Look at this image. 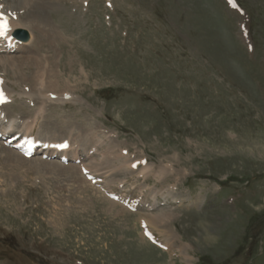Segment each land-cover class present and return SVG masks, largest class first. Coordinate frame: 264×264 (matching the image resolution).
Here are the masks:
<instances>
[{"label":"rangeland","instance_id":"1","mask_svg":"<svg viewBox=\"0 0 264 264\" xmlns=\"http://www.w3.org/2000/svg\"><path fill=\"white\" fill-rule=\"evenodd\" d=\"M55 4L53 46L0 39L54 86L34 103L36 68L0 67V110L72 143L0 139V264H264V0Z\"/></svg>","mask_w":264,"mask_h":264},{"label":"bare ground","instance_id":"2","mask_svg":"<svg viewBox=\"0 0 264 264\" xmlns=\"http://www.w3.org/2000/svg\"><path fill=\"white\" fill-rule=\"evenodd\" d=\"M55 1H56L55 3H58V2L63 1V0H55ZM35 3H36L35 0H10L9 2H8V0H6L4 7H0V13H2L4 15V17L7 19L8 27H9V30L6 32V34L4 36H0V38H2L5 41V43H7L5 46H3L4 48L15 46V44H16V43L14 44L15 38L11 37V36H12V33L14 31L19 30V29H24L28 34L27 35L28 38L26 40H24L23 42H21V45H23V46L31 47V45H33L34 43L35 44L37 43V40H39V38H40V40L42 39V40L49 42V44H50L49 46H53L52 43L54 44V42H56L55 37L57 36L56 35L57 30H55L54 27H52L49 23H47L46 22L47 20L44 17H42V15H41V17L38 18V17H35V14H34L38 10H41V12H43V13H45L46 10L56 11V9H55L57 7L56 4L55 3L51 4V8H50L45 0H42L41 3L38 5V7L35 6V5H37V3L36 4ZM21 13H23V14H21ZM30 14H32V16ZM3 40H1V41H3ZM26 50H24V51H26ZM28 50H30V49H28ZM22 66H24V67L28 66L29 68H33V69L36 68V71H37V73H35L36 74V78H35L36 83H38L39 87H41L37 90L36 93L34 92L31 94H26V96L29 98L30 101H33L32 100L33 98H34V100L39 99L38 97H41V95L43 96V95H46V93H49L48 90L51 89V87L54 88V86H49V87H47V85L45 86V83H44L45 79L44 78L49 75L50 71L46 70L45 66L42 65L36 57H32V58L29 57L27 63L26 62L22 63V62L16 61V59H14V58H9L7 56L5 57V56L0 55V67H3V68L6 67V68L14 69L15 71H18ZM16 74H17V72H16ZM0 94H2L4 102H5V100H9L13 96V94H11L12 96L10 95V91L6 90L1 83H0ZM23 96H25V95H23ZM51 98L53 99L54 97H51ZM68 100H70V99H64L63 102H66ZM61 104H63V103H61ZM29 121H26V122H29ZM63 124L65 126H67L66 125L67 123H63ZM14 125H15V120L12 118H9L5 114L4 110H0V127H1L0 128V138L8 137V139H10L9 143H13L15 145L14 147L19 148L20 152H23V154H25V152L23 151L24 149H22L21 145L23 144L26 147V145L28 143H31L32 147H36V146L42 147V149L40 150L42 152H44V151L48 152V150H54L55 152L60 154V156H61L60 158L63 160H65L67 158V156H70L69 149L72 147V143H71V139L69 137L65 136L71 132L70 126H68L67 132L61 131L63 127L59 128V129H61L60 131L58 130L60 135L57 137H51V138L46 137V138H44L43 136H38V137L33 136L31 134L33 126L29 125V123L26 126V129H16ZM71 126L73 127V125H71ZM22 130H24V131H22ZM46 130L49 134H51L54 131V129H51V128H47ZM15 137H17L15 140L11 139V138H15ZM80 137L85 138L84 134H81ZM59 139H62V140H59ZM85 139H87V138H85ZM81 141H82V139H81ZM61 146H62V148H61ZM118 157L120 159L122 158L121 156H118ZM121 162H122V164H124V161H121ZM125 162H127V161H125ZM40 167H42V166H40ZM51 167H53V166H51ZM53 168H54L55 172H57L56 169L58 167H53ZM143 171H145V170H143ZM78 174H80L79 171L75 170V175H78ZM121 211H122V209H121ZM168 218H170V217L163 213L162 215H158V216L149 218L147 223L146 222L145 223L148 224L150 228L155 229L156 227H158V225H162L164 222H166L168 220ZM160 232L163 234V236L167 237V243L170 242V239H172V238L175 239L174 236H172L171 233L169 231H167L166 229H163ZM183 254H184V251H183Z\"/></svg>","mask_w":264,"mask_h":264},{"label":"snow or ice","instance_id":"3","mask_svg":"<svg viewBox=\"0 0 264 264\" xmlns=\"http://www.w3.org/2000/svg\"><path fill=\"white\" fill-rule=\"evenodd\" d=\"M232 2V0H230ZM232 6L235 7V3H232ZM9 30L7 19L4 17L2 13H0V36H4L6 32ZM2 94H0V103H3ZM136 165H133L135 167Z\"/></svg>","mask_w":264,"mask_h":264},{"label":"water","instance_id":"4","mask_svg":"<svg viewBox=\"0 0 264 264\" xmlns=\"http://www.w3.org/2000/svg\"><path fill=\"white\" fill-rule=\"evenodd\" d=\"M20 40H26L27 39V32L23 31V30H19L15 33V36Z\"/></svg>","mask_w":264,"mask_h":264}]
</instances>
